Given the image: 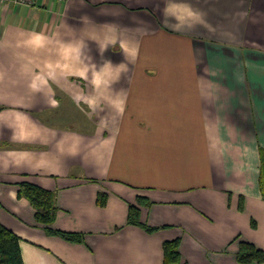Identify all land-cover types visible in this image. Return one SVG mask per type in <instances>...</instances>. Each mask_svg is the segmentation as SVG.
<instances>
[{
  "label": "crops",
  "instance_id": "obj_1",
  "mask_svg": "<svg viewBox=\"0 0 264 264\" xmlns=\"http://www.w3.org/2000/svg\"><path fill=\"white\" fill-rule=\"evenodd\" d=\"M263 154L264 0L0 3V222L24 264H164L174 239L181 264H247Z\"/></svg>",
  "mask_w": 264,
  "mask_h": 264
},
{
  "label": "trees",
  "instance_id": "obj_2",
  "mask_svg": "<svg viewBox=\"0 0 264 264\" xmlns=\"http://www.w3.org/2000/svg\"><path fill=\"white\" fill-rule=\"evenodd\" d=\"M261 189L264 196V154L262 155L261 168ZM21 194L29 198L36 208V218L38 222L44 225L45 230L50 235H59L68 241L81 242L83 233L59 230L53 227L58 212L56 192L45 189L33 183H23ZM108 194L101 192L98 203L106 205ZM139 203H145L139 199ZM141 209L138 205L131 204L129 209V224L138 225L152 232L158 227L150 226L141 221ZM180 239L166 241L164 244L165 262L164 264H181V255L179 251ZM238 259L244 263L254 262L262 263L264 261V250L258 248L255 244L247 241H241V249L238 252ZM0 264H24L21 250L20 237L5 227L0 222Z\"/></svg>",
  "mask_w": 264,
  "mask_h": 264
},
{
  "label": "built area",
  "instance_id": "obj_3",
  "mask_svg": "<svg viewBox=\"0 0 264 264\" xmlns=\"http://www.w3.org/2000/svg\"><path fill=\"white\" fill-rule=\"evenodd\" d=\"M5 1H9V0H0V3H3V2H5ZM12 1V0H11Z\"/></svg>",
  "mask_w": 264,
  "mask_h": 264
}]
</instances>
